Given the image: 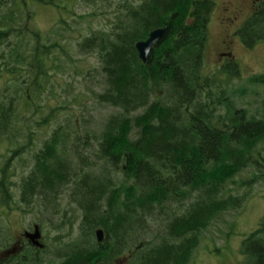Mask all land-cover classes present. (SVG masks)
I'll use <instances>...</instances> for the list:
<instances>
[{
  "label": "trees",
  "instance_id": "trees-1",
  "mask_svg": "<svg viewBox=\"0 0 264 264\" xmlns=\"http://www.w3.org/2000/svg\"><path fill=\"white\" fill-rule=\"evenodd\" d=\"M70 1L0 0V79L10 78L0 91V142L13 157L31 153L22 163L29 172L19 183L20 202L55 211L60 232L76 224L59 204L64 189L81 212L68 241L59 234L53 248L29 243L0 264H189L209 226L264 183V98L254 112L240 105L249 88L232 86L243 73L234 58L204 72L211 0H124L108 28L76 40L78 52L98 58L93 70L101 90L94 98L113 111L85 131L60 124L35 149L29 107L50 72L63 70L58 54L72 58ZM34 3L59 11L54 38L31 26ZM160 27L165 33L143 62L136 43ZM237 35L247 48L264 41V0ZM248 80L264 85V73ZM54 117L35 124L47 127ZM12 156L0 166V202L8 207ZM247 168L252 175L238 185L246 191L234 192L230 184ZM148 219L160 228L151 229ZM1 228L0 253L11 243ZM242 252L245 264H264V219L245 237Z\"/></svg>",
  "mask_w": 264,
  "mask_h": 264
},
{
  "label": "rangeland",
  "instance_id": "rangeland-1",
  "mask_svg": "<svg viewBox=\"0 0 264 264\" xmlns=\"http://www.w3.org/2000/svg\"><path fill=\"white\" fill-rule=\"evenodd\" d=\"M123 1L95 0V2L85 3L82 0H72L69 2L68 7L71 12H64L67 21L74 27L67 33L72 40L68 43L72 58L58 54L62 60L60 64L64 66L63 70L50 72L52 77L47 82H43V93L36 99V103L29 107L31 120L28 123L31 129L35 131L33 148H38L52 129L60 124L70 127L81 124V129L85 131L86 127L87 129L96 127L108 113L113 111V108L100 105L94 98L93 92L101 90L99 86L100 75L93 70L95 67H99L98 58L95 54L78 52L76 40L81 36H86L92 30L108 28L115 19L116 8ZM11 2L12 0H8L9 4ZM30 10L34 14L30 21L31 26L39 30L44 37L54 38L57 34L56 28L60 26L58 25L59 11L55 7L38 6L35 3L31 5ZM24 12L27 13L26 9ZM225 16L226 13H223L220 6H215L211 13L208 26L209 41L203 67L207 74H212L221 63L219 52L224 50L221 46L223 33L225 30L230 32L231 29H236L246 15L238 19L228 17L224 20ZM236 34L237 30L233 37L231 51L239 62L243 73L241 78L233 81L232 86L234 88L241 86L249 88L248 93L244 97L238 98V101L240 105L254 112L260 107V102L264 98V85L253 84L249 82L248 78L256 73H264V41L253 48H247ZM92 74L95 76L92 77ZM6 77V81L0 79V91H3L4 87L10 83L9 76L6 75ZM52 112L55 113V117L50 124L47 127L37 128L36 119H41ZM84 116L88 122L84 121ZM95 123L96 125L93 126ZM24 140L23 137L21 141ZM10 147L12 150L16 148L15 145ZM12 154L13 152H7L6 144L0 142V166ZM29 156L31 157V153L12 156L9 169L15 171V175L12 176V181L15 184L11 190L14 193V201L10 203V207L0 202V228L2 227L1 229L11 236V243L8 246L10 250L16 244H25L24 238H27L25 231L33 232L36 225L42 234L40 238L42 246L40 247L42 249L53 248L52 245L58 243L57 236L59 234L62 235V242L68 241L70 236H74L77 230V222L80 219V210L68 201L69 189H64L59 204L64 209L69 210V214L72 213L76 217V224L72 228L66 226L61 232L58 229L61 220L55 211H47V209L40 211L38 208L29 210L20 202L19 183L22 176L29 172V168L22 163L24 159H29ZM253 171V168H247L236 177V183L230 184L234 192L246 191V188L238 187L239 182L249 178ZM251 191L241 208L223 212L209 226L189 264H245L246 257L242 252L243 241L264 219V183H257ZM148 224L151 229L160 228L158 227L160 223L153 219H148ZM8 248H5V253L8 252ZM43 253L48 259L54 256L50 251Z\"/></svg>",
  "mask_w": 264,
  "mask_h": 264
},
{
  "label": "flooded vegetation",
  "instance_id": "flooded-vegetation-1",
  "mask_svg": "<svg viewBox=\"0 0 264 264\" xmlns=\"http://www.w3.org/2000/svg\"><path fill=\"white\" fill-rule=\"evenodd\" d=\"M211 1L215 4V6H220L223 13H226L225 18H223L224 20L228 19V17H231L233 19H238L243 17V15L244 16L246 15L242 23L238 25L236 29H231L230 32H226L227 30H225V33H223V37L221 39V46L224 49L219 52V55L221 57V63H223L226 59H230V58H234L236 60V58L233 56V53L231 51L235 32L248 18H250L256 12L259 3L262 0H211ZM235 23L237 24V21H235ZM24 243L25 244H20V245L16 244L13 248L16 249L15 252L10 253L11 250L8 249V252L5 253L6 249L1 250L0 257L10 258L11 256L17 253L18 249L23 248L32 242L28 238H24Z\"/></svg>",
  "mask_w": 264,
  "mask_h": 264
},
{
  "label": "water",
  "instance_id": "water-1",
  "mask_svg": "<svg viewBox=\"0 0 264 264\" xmlns=\"http://www.w3.org/2000/svg\"><path fill=\"white\" fill-rule=\"evenodd\" d=\"M165 33V28L160 27L152 30L145 40H140L136 43V49L139 53L140 58L143 62H147L148 57L150 55L151 50L155 46V44L163 37ZM25 236L35 245V246H42L40 238L42 236L40 228L36 225L33 232L26 231ZM97 240L99 242H103L105 238V231L103 228H99L96 230ZM16 249H12L11 252H15Z\"/></svg>",
  "mask_w": 264,
  "mask_h": 264
}]
</instances>
